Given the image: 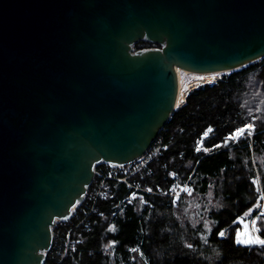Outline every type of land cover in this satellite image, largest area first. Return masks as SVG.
<instances>
[{
  "label": "water",
  "instance_id": "1",
  "mask_svg": "<svg viewBox=\"0 0 264 264\" xmlns=\"http://www.w3.org/2000/svg\"><path fill=\"white\" fill-rule=\"evenodd\" d=\"M263 58L264 0H0V264H44L95 168L156 140L180 73Z\"/></svg>",
  "mask_w": 264,
  "mask_h": 264
},
{
  "label": "trees",
  "instance_id": "2",
  "mask_svg": "<svg viewBox=\"0 0 264 264\" xmlns=\"http://www.w3.org/2000/svg\"><path fill=\"white\" fill-rule=\"evenodd\" d=\"M147 47L158 46L139 42L133 50ZM246 125L250 135L229 139ZM157 138L161 153L151 173L135 180L166 188L172 172L189 179L191 194L173 207L167 196L107 181V197L87 202L73 224L53 228L58 241L44 264H264V243L237 240L238 220L257 210V178L264 192V58L189 91ZM200 197L211 202L193 225L188 215ZM255 227L264 240V214ZM67 235L76 243L63 254Z\"/></svg>",
  "mask_w": 264,
  "mask_h": 264
},
{
  "label": "built area",
  "instance_id": "3",
  "mask_svg": "<svg viewBox=\"0 0 264 264\" xmlns=\"http://www.w3.org/2000/svg\"><path fill=\"white\" fill-rule=\"evenodd\" d=\"M232 139V138H231ZM160 140L156 138L150 148L145 152L144 155L137 158L130 164L122 167H112L109 165H105L104 169H97L94 172V178L90 186L94 183L92 188L90 186L82 200V202L73 210L71 217L65 222H58L54 227H58L61 224H73V220L76 219L79 212L85 211L87 205L91 199H95L96 197H107L109 194V187L107 185V181H120L122 182L127 189H130L133 193H145V194H154L160 196H167L170 199L171 205L175 207L179 202L182 196H188L191 194V187L189 185V179L184 181H178V176L175 173H169V177L171 182L167 185L166 188H157L152 189L148 186H143L139 181H136L135 178H143L144 175H148L151 173V169L149 168V164L156 159L161 153V144ZM200 146V143L199 145ZM264 201V194L261 192L258 198ZM261 202V206L258 205L259 211L256 212L250 217V221L248 224V229L253 232V236L255 238H260V234L258 229L255 227V221L260 216L261 211L264 210V205ZM263 207V208H262ZM241 227H243L241 225ZM58 241V235L53 232V245L50 251L46 254V257L54 248V243ZM76 241H72L69 239V235L65 237L63 242V254H65L68 249H73Z\"/></svg>",
  "mask_w": 264,
  "mask_h": 264
},
{
  "label": "rangeland",
  "instance_id": "4",
  "mask_svg": "<svg viewBox=\"0 0 264 264\" xmlns=\"http://www.w3.org/2000/svg\"><path fill=\"white\" fill-rule=\"evenodd\" d=\"M147 48H149V47H147ZM225 74H229V72L215 73L214 75L189 74V73H183V72L180 73L179 74V80H178V95H177L176 108H178L179 106H181L184 103L185 96L187 95V93L189 91H191L192 89H194L200 85L206 84V83L213 84L216 81L220 80L223 77V75H225ZM251 129H252V127L248 126L247 128H242L241 130L236 131V133L234 135H232V137H233L232 139L236 140V139L243 137L244 132H248V135H250ZM229 139H231V137ZM255 186L258 190V196H260L261 192L264 194V192L261 191V185H260L259 178L256 179ZM201 201H203V199L200 197L199 200H196V201L193 200V202L191 203V205L193 207L192 210L194 212L190 213L188 215V217L190 218L191 224H193V225H197V223L199 222L198 221L199 218H202V219L205 218L206 212L209 210L208 204H210L211 199L207 198L206 201H203L204 202L203 206L200 204ZM261 202H262V199L260 197L257 198L256 204L254 205V207H256V205L261 206ZM262 204L264 205V201L262 202ZM191 205H188V206L190 207ZM192 210H190V211H192ZM251 213H252V210L249 211L247 216H245L244 218H240L238 220V222H240V224L243 227H241V230L238 233V239L237 240H238V242H240L244 245H251L254 242H259V239L255 238L253 236V232L251 233V230L248 229L249 228L248 224L250 221V218H248V216H250ZM203 215L205 217H202ZM206 228L209 229V222L208 221H206Z\"/></svg>",
  "mask_w": 264,
  "mask_h": 264
},
{
  "label": "bare ground",
  "instance_id": "5",
  "mask_svg": "<svg viewBox=\"0 0 264 264\" xmlns=\"http://www.w3.org/2000/svg\"><path fill=\"white\" fill-rule=\"evenodd\" d=\"M214 74H215V73H214ZM214 74H206V75H214ZM209 78H210V77H209ZM209 78H208V79H209ZM210 79H211V78H210ZM181 104H182V103H181ZM247 127H248V125H246V126L243 127V128H247ZM235 133H236V132H235ZM235 133H234V134H235ZM234 134H233V135H234ZM230 137L233 138L232 136H229V138H230ZM167 185H168V184H167ZM165 187H166V186H165ZM158 196H160V195H158ZM257 211H259V207H258V205H257ZM263 214H264V210L261 211V214H260V215H263ZM259 242H263V243H264V240L262 239L261 235H260V238H259Z\"/></svg>",
  "mask_w": 264,
  "mask_h": 264
},
{
  "label": "crops",
  "instance_id": "6",
  "mask_svg": "<svg viewBox=\"0 0 264 264\" xmlns=\"http://www.w3.org/2000/svg\"><path fill=\"white\" fill-rule=\"evenodd\" d=\"M134 195V194H133ZM256 208V207H255Z\"/></svg>",
  "mask_w": 264,
  "mask_h": 264
}]
</instances>
